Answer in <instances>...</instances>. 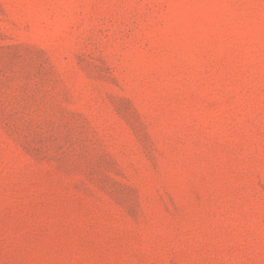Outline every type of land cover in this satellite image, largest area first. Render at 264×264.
Wrapping results in <instances>:
<instances>
[{
	"label": "rangeland",
	"instance_id": "obj_1",
	"mask_svg": "<svg viewBox=\"0 0 264 264\" xmlns=\"http://www.w3.org/2000/svg\"><path fill=\"white\" fill-rule=\"evenodd\" d=\"M0 264H264V0H0Z\"/></svg>",
	"mask_w": 264,
	"mask_h": 264
}]
</instances>
